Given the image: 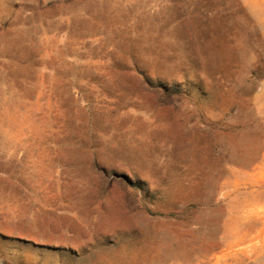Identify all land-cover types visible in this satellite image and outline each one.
Segmentation results:
<instances>
[{"label":"rangeland","instance_id":"rangeland-1","mask_svg":"<svg viewBox=\"0 0 264 264\" xmlns=\"http://www.w3.org/2000/svg\"><path fill=\"white\" fill-rule=\"evenodd\" d=\"M0 264H264V0H0Z\"/></svg>","mask_w":264,"mask_h":264}]
</instances>
